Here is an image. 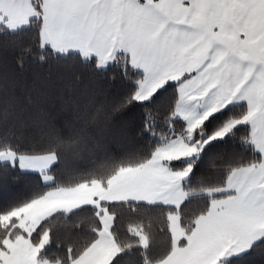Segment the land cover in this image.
Returning a JSON list of instances; mask_svg holds the SVG:
<instances>
[{"label": "snow or ice", "instance_id": "6c2138e0", "mask_svg": "<svg viewBox=\"0 0 264 264\" xmlns=\"http://www.w3.org/2000/svg\"><path fill=\"white\" fill-rule=\"evenodd\" d=\"M32 15L41 52L75 56L98 73L120 69L125 87L111 111L139 110L141 131L156 143L142 162L108 178L125 194L93 193L92 237L78 250L69 243L64 254H45L55 232L70 237L83 218L72 223L65 214L56 224L52 216L30 222L0 215V264H21V242L35 257L24 264H85L82 257L100 249L105 264L136 255L140 264H247L252 256L264 264V0H39ZM217 161L224 167L212 171ZM58 164L55 152L0 153V182L19 172L47 183ZM194 198L206 203L190 213ZM153 209L164 210L159 230ZM124 212L127 240L116 230ZM159 233L167 250L153 260Z\"/></svg>", "mask_w": 264, "mask_h": 264}, {"label": "trees", "instance_id": "16d2710c", "mask_svg": "<svg viewBox=\"0 0 264 264\" xmlns=\"http://www.w3.org/2000/svg\"><path fill=\"white\" fill-rule=\"evenodd\" d=\"M37 3L39 0L32 2L34 11ZM28 25L11 31L0 24V153L44 156L55 152L59 164L48 172L53 177L50 183L10 172L18 179L7 185L0 182V215L14 211L12 204L38 199L55 189L91 185L93 180H103V186L108 187L107 180L118 167H135L156 143L141 131L139 110L111 111L112 99L125 87L119 68L98 73L82 67L75 56L64 58L51 49L41 52L37 47L39 25L34 17ZM41 55L44 61L39 59ZM35 131L39 134H33ZM158 131L166 133L167 129L160 127ZM223 167L222 161H217L212 171ZM202 203L206 201L194 198L190 213ZM152 211L158 217L152 221L153 228L159 230L164 210ZM94 212L86 205L52 215L56 224L64 222L65 214H70L68 221L72 223L81 218L84 222L69 229L70 237L63 229L55 232V242L45 254L54 258L64 254L69 243L78 250L85 239H91L89 226L95 224ZM129 218L130 214L124 212L116 221V230L124 240L128 239L125 225ZM162 237L159 233L150 250L153 260L163 257L167 250ZM129 261L140 264V257L122 258V264ZM247 264H262V260L252 256Z\"/></svg>", "mask_w": 264, "mask_h": 264}, {"label": "rangeland", "instance_id": "374dc122", "mask_svg": "<svg viewBox=\"0 0 264 264\" xmlns=\"http://www.w3.org/2000/svg\"><path fill=\"white\" fill-rule=\"evenodd\" d=\"M33 2V0H32ZM29 11L31 14H29ZM34 12L32 3L15 4L10 2V0H3V7L0 9V24H6L8 29L11 31H16L22 28V25L16 22H28L30 17ZM24 15V16H23ZM25 17V18H24ZM24 18V20H23ZM15 29V30H12ZM38 135L39 132L33 133ZM11 152V151H9ZM9 152H4L7 154ZM17 155V154H16ZM21 156V155H17ZM27 156V155H23ZM49 156V155H44ZM50 177V174L46 173ZM53 177L47 182H52ZM80 185L73 188H59L49 191L44 197V199H35L37 202L32 204L29 208H19L10 213H5L7 219L11 220L12 216L20 217L23 216L24 220L35 222L36 220H43L49 216L54 215L57 212L70 213L71 211L78 209L84 205H88L92 198L93 193L97 195L104 196L109 199L117 198L119 195L125 194V189L122 187L121 192L117 193L116 189L119 186H93L92 188L80 189ZM21 255L19 257L21 264H24L27 260L35 259L34 255L29 251V246L21 242L20 244ZM82 259L85 260V264H105L107 259V251L100 249L92 254H86Z\"/></svg>", "mask_w": 264, "mask_h": 264}, {"label": "crops", "instance_id": "0c3cea01", "mask_svg": "<svg viewBox=\"0 0 264 264\" xmlns=\"http://www.w3.org/2000/svg\"><path fill=\"white\" fill-rule=\"evenodd\" d=\"M29 14H31L30 13V11H29ZM24 16V15H23ZM29 16H32V17H34L33 15H29ZM32 17H30V18H32ZM25 18V17H24ZM24 18H23V20H24ZM30 20V19H29ZM17 24H19V25H22L23 27L24 26H26V25H28V23H29V21L28 22H23L22 20L18 23V22H16ZM3 25H5V26H7L6 24H4L3 23ZM9 30H11V29H9ZM12 30H15V29H12ZM18 30V29H17ZM120 187V186H119ZM122 187H120L119 189H116V191H117V193H119V192H121V189ZM119 196H121V195H119ZM84 206H86V205H84ZM178 259L180 260V261H182V262H184V261H187L189 258L188 257H183V256H180V257H178Z\"/></svg>", "mask_w": 264, "mask_h": 264}]
</instances>
